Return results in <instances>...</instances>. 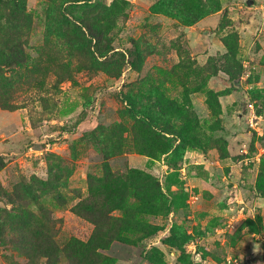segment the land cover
I'll return each instance as SVG.
<instances>
[{
  "label": "rangeland",
  "instance_id": "rangeland-1",
  "mask_svg": "<svg viewBox=\"0 0 264 264\" xmlns=\"http://www.w3.org/2000/svg\"><path fill=\"white\" fill-rule=\"evenodd\" d=\"M44 1L51 0H27L32 20L20 37L28 62L7 68L9 51L0 52V213L12 211L3 220L28 208L53 221L61 246L87 242L94 225L72 208L91 179L111 196L119 188L111 191L109 178L140 171L160 184L167 207L137 215L154 234L100 249L111 264H264V0H219L221 10L192 26L156 11L160 0H83L70 8L74 20L115 19L104 42L118 64L107 70L90 63L93 53L105 60L93 43L79 46L49 28ZM6 20L0 10L3 30ZM230 34L243 64L235 79L220 70ZM135 42L143 53L137 68ZM136 101L157 102L152 116L190 133H162L166 153L149 146L142 154V136L133 135L142 124L130 114ZM56 174L60 194L51 191L40 205L17 197L20 186L26 196L23 183ZM127 203L138 206L136 198ZM13 224L0 237V264H45L15 247L22 227Z\"/></svg>",
  "mask_w": 264,
  "mask_h": 264
},
{
  "label": "trees",
  "instance_id": "trees-1",
  "mask_svg": "<svg viewBox=\"0 0 264 264\" xmlns=\"http://www.w3.org/2000/svg\"><path fill=\"white\" fill-rule=\"evenodd\" d=\"M81 1L83 0L44 1L43 5L47 10L46 18L49 28H54L59 34L64 35L66 41L70 38L75 39L79 46L87 47L93 43L95 52L105 60L99 61L93 53L94 61H90V63L97 62L101 68L107 70L108 67L118 64L115 63L118 60L113 62L110 58L113 54L111 52L115 49L104 42L105 39H108L105 30L108 31L114 26L115 19L113 21L106 18L102 22L94 19L90 23L74 20L70 16V8ZM66 4H68L67 7ZM114 7H117V5L115 4ZM114 7L110 8L109 11H112ZM221 8L219 0H160L154 6L156 11L177 16L185 26H192L207 14L219 11ZM0 10L8 18L6 20L7 24L3 21L6 27L5 30L2 29V24L0 25V35L6 31L8 34L10 33L11 38L10 40L6 38L4 40L0 36V52L4 48L9 51L4 52L6 59L2 62L7 68H15L21 63L28 62L24 56L27 45L22 41L20 31L28 28V22L32 20V16L28 11L27 0H0ZM12 34L18 37L15 38ZM224 44L227 47V52L222 56L224 61L221 62L220 70L225 71L232 79L238 78L243 72V64L237 57L238 49L235 35L230 34L225 37ZM140 47L135 42V48L130 53L132 57L130 63L134 68L138 67L143 56ZM120 73V71L117 72V75L120 76ZM128 99L130 100L131 97H128ZM138 104V101L134 103L130 109V114L133 119L142 124L135 128L133 134L136 141L140 139V135L142 136L141 141L143 144L141 147L143 150H140L142 154H147L145 151L149 146H151L153 152H164L160 148V143L169 139L162 133L174 136H178L183 132L187 135L190 133L189 126L178 127V124L171 125L162 115L160 117L152 116L148 111L151 109L159 110L157 102H153L149 106L142 103L141 108L137 106ZM3 166L4 160L0 157V168ZM106 176L109 178V174ZM33 179L31 185L23 183L25 197L21 195V186L20 190L18 189L20 194L17 197L22 198V201L29 199L31 203L35 202L40 205V202L47 198L51 191L60 194L61 188L64 186L62 177L57 174L53 179L44 180L35 177ZM109 180L111 191L114 190L115 186L119 188L111 196L98 187L95 180L91 179L88 195L72 208L75 214L94 225L93 232L87 242L70 238L61 246L55 239L53 221L48 217H41L37 212H33L28 208L16 211L15 214L13 213L14 217L5 221L3 220V214L6 213L10 216L12 211L4 209V213H0V237L4 238L7 224L13 226V222L16 221L22 228H20V239L16 241L15 236L13 241L16 244L15 247L20 250L28 249L35 253L38 259L45 260V264H62L63 261L68 264H111L109 258L100 249H106L116 240L130 241V237L134 235L141 237L154 234L156 230H148L150 225L136 221L137 215L143 212H157L159 209L166 208L167 199L160 184H156V181L153 182V179L144 178L140 171H132L127 176L119 174L115 178H109ZM0 190H2L1 185ZM130 195L138 200V206L129 204L130 207H128L127 200L132 199H128ZM115 210H121L124 213L123 217H116L113 214ZM190 239L192 238L188 240Z\"/></svg>",
  "mask_w": 264,
  "mask_h": 264
},
{
  "label": "water",
  "instance_id": "water-1",
  "mask_svg": "<svg viewBox=\"0 0 264 264\" xmlns=\"http://www.w3.org/2000/svg\"><path fill=\"white\" fill-rule=\"evenodd\" d=\"M247 4H248V5H251L252 3H251V1H250V0H248Z\"/></svg>",
  "mask_w": 264,
  "mask_h": 264
},
{
  "label": "built area",
  "instance_id": "built-area-1",
  "mask_svg": "<svg viewBox=\"0 0 264 264\" xmlns=\"http://www.w3.org/2000/svg\"><path fill=\"white\" fill-rule=\"evenodd\" d=\"M238 264V263H237Z\"/></svg>",
  "mask_w": 264,
  "mask_h": 264
}]
</instances>
